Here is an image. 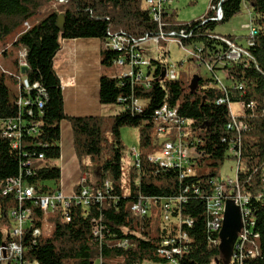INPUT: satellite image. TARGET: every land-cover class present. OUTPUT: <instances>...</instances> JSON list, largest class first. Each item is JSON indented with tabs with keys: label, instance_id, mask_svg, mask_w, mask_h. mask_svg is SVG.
<instances>
[{
	"label": "trees",
	"instance_id": "1",
	"mask_svg": "<svg viewBox=\"0 0 264 264\" xmlns=\"http://www.w3.org/2000/svg\"><path fill=\"white\" fill-rule=\"evenodd\" d=\"M0 0V51L7 56L14 54L13 67L19 72L10 77H25L30 83L39 82L47 92L41 109L32 108L27 115L17 100L10 96L5 83L6 70L0 65V119L14 118L19 114L31 121H38L36 134L24 136L20 147L13 148L11 139L0 130V246L16 240L23 248V258L33 264H92L97 258L101 264H148L161 262L157 254L160 242L177 233L175 223H163L146 216L132 213L130 205L138 195L173 197L183 196L185 201H176L173 215L192 220L187 228L191 238L181 264H225L218 245L207 240L206 219L212 217V208L205 205L204 194L211 186H218L220 168L224 161L234 156L228 154L231 146L239 149L236 183L242 195L249 198L247 235L245 249L254 255L247 256L241 264H264V0H211L207 13L197 19L182 23L175 17V10L164 14V30L184 28L190 36L184 44L202 45L201 61L193 56L188 61L213 64V73L219 70L218 63L226 70L230 84L226 91L213 76L202 78L199 73L186 70L178 72L175 79L164 76L163 68L167 51L160 49L158 57L150 58L148 70H152L151 84L131 83L127 77L99 78V102L104 105H120L121 110L108 115L69 116L63 107L60 79L53 68V58L61 48L63 39L98 38L106 40L107 30L125 31L135 37L145 33L155 34L158 26L143 6V0ZM57 9H51L52 3ZM220 3L222 17L213 21L216 6ZM250 8L253 30L248 36L247 49L251 55L248 63L226 62L220 53L219 43L211 37L216 24L229 20L239 13L241 4ZM57 14L64 15L63 29L56 25ZM39 20L31 24L30 19ZM29 24V28L24 23ZM218 34V33H217ZM235 41L231 35H224ZM165 42L160 41L159 44ZM25 51L26 70L19 65V53ZM217 53H219L217 55ZM119 56L117 51L103 47L100 52L101 66H111ZM181 63V62H180ZM194 75L197 82L191 85ZM228 95L230 102L244 105L243 115L238 116L246 126L240 132L228 130L226 124L231 115L226 102L217 103ZM34 98V92L31 93ZM130 97L144 101L140 112L127 107ZM119 98L125 100L119 101ZM253 105L248 106L249 103ZM163 103L177 107L180 116L188 120L187 135L196 138L197 150L202 154L192 174L181 177L176 169H159L147 160V155L158 149L157 133L153 126L155 109ZM67 120L71 126L72 148L81 173L86 175L84 186L91 190L101 189L104 199L98 205L85 209L71 202L64 210L47 215L52 223L49 235H40L31 241V232L38 227L44 214L31 200L22 206L31 211L30 221L20 238L11 237L12 221L9 212L18 207L13 194L1 195L5 179L19 174L21 163L43 154L44 163L33 167L25 175L36 195L53 194L60 190V123ZM138 128L139 165L131 164L123 171V145L120 128ZM89 160V164H87ZM96 167V176L89 175L90 167ZM108 181L109 187H104ZM211 181V182H210ZM211 183V184H210ZM126 187V189H125ZM74 190L81 186L75 184ZM101 215L102 238L94 241L89 236V223L93 215ZM65 212L68 219H65ZM220 227H217V235ZM124 242V244H123ZM9 264V262L7 263ZM229 264H237L230 260Z\"/></svg>",
	"mask_w": 264,
	"mask_h": 264
},
{
	"label": "built area",
	"instance_id": "2",
	"mask_svg": "<svg viewBox=\"0 0 264 264\" xmlns=\"http://www.w3.org/2000/svg\"><path fill=\"white\" fill-rule=\"evenodd\" d=\"M58 1L65 2L66 0ZM171 2V0H143L145 10L158 26V31L155 34L145 33L141 37H135L122 30L116 32L107 30L103 47L119 53L114 63L121 67V71L116 76L127 77L130 79L131 83L140 82L148 87L151 84L152 70H148L151 57H146L147 50L145 47L147 44L156 45L157 47L160 41L165 43L176 42L183 49L187 58L195 56L201 61L202 45L196 43L186 46L184 44V39L188 38L191 33H187L184 28L171 31L164 30L165 22L163 17L165 13L170 12ZM215 10L216 15L211 18L213 21L219 20L222 17L220 3L216 6ZM24 26L29 28L27 22L24 23ZM247 27L249 29V37L257 33L256 30H253L251 24H248ZM211 37L219 43V52L226 57V62L248 63L249 59H251V55L247 49V47L252 44L250 41L247 40V44L242 45L221 34H212ZM218 54L219 53H217V55ZM24 58L25 51H21L19 53V65L21 67H26ZM224 63V61L220 62L222 65ZM204 64L212 73L215 83L226 91V85L219 79L216 73H213V64L211 62H205ZM163 73L168 79H175L178 76V70L175 64L165 63ZM21 89L24 95H20L17 100L20 112L25 107L28 108V106L33 105L37 110H40L39 113H41V109L47 99L46 90L39 82L30 83L25 77H21ZM32 92H34V98L31 97ZM118 100L124 101L125 99L119 98ZM216 102H226L228 105L231 115L230 121L226 124L228 130L240 132L246 127L244 123L238 119V116L244 113V105L242 103L239 102L240 113L235 115L230 109L231 102L227 94ZM143 105L144 101L136 97H130L127 107L130 108L132 112H140ZM251 105H253L252 102L248 104V106ZM26 113L31 116L33 114L32 108L26 109ZM38 125V121H31L29 123L26 118L22 117L20 114L14 118L0 119V130L3 135L11 139L13 148L20 147V142L24 134H36ZM187 125L188 120L180 116L177 107H171L163 103L160 107L155 109L153 114V126L157 133L158 149L149 153L147 155V160L159 169H176L179 171L181 177L192 174L194 164L202 154L197 150V139L190 138L187 135ZM228 154L235 157V177H220L218 186H211L210 190L203 195L205 205H209L210 208H212V217H207L205 226L208 242L213 245H218L219 236L217 235V227H221L222 225L225 203L227 200H232L234 202L239 208L241 228L237 233L231 260L237 264H241L245 257L254 255L251 250L245 249L248 238L250 237V235H247L248 218L250 214V209L248 207L249 198L239 192L237 184L233 185V183H236L237 178V158L239 157V149L231 146L228 150ZM131 156L133 159L132 163L138 166V149H132ZM42 163H44V157L42 153H39L36 157L21 163V168L17 176L9 177L3 182L1 195L13 194L18 202V207L9 212V217L12 221V226L9 229L11 237L20 238L30 221V209L22 206L27 200H31L34 205L38 206L45 218L49 213L66 209L71 202L85 209H89L92 205H99L104 199V194L101 189L94 191L84 186V182L86 181V175L84 173H81L76 183L81 186L79 191L73 188L70 193L66 194L60 189L53 194L36 195L33 186L27 183L25 175H30L33 171V167L40 166ZM104 187H109L108 181L104 182ZM176 201L183 202L185 198L181 195L177 198H173L140 194L130 205V209L135 215L146 216L153 220H160L163 223L173 222L178 227L177 233L163 239L157 248V254L162 261H148V264H181L180 260L188 250L191 238L188 235L187 228L192 226V220L190 218L181 217L179 211L173 215V206ZM65 219H68L66 212ZM41 225L42 223L32 230L30 238L32 242H35L36 237L40 235L50 234L52 224L49 225L47 223L45 225L47 229L45 233H43ZM89 236L94 241H100L102 238V224L99 211L97 215H93L90 219ZM23 252L24 248L19 241L11 240L5 243V246H0V264H7L8 262L9 264H33L28 259L23 258ZM97 259L100 261L99 258Z\"/></svg>",
	"mask_w": 264,
	"mask_h": 264
},
{
	"label": "rangeland",
	"instance_id": "3",
	"mask_svg": "<svg viewBox=\"0 0 264 264\" xmlns=\"http://www.w3.org/2000/svg\"><path fill=\"white\" fill-rule=\"evenodd\" d=\"M171 9L175 10V17L178 21L185 23L189 22L193 19L200 18L204 16L209 8L211 0H171ZM60 3L59 1H57ZM63 3V2H61ZM51 9H57V3H52ZM252 13L250 8L247 6L246 3L241 4V9L239 13L235 14L229 20L224 22H219L216 24L214 32L221 34V35H231L235 38V41L239 44L246 45L247 39L249 35V29L247 27L248 24L253 25L251 21ZM39 20L38 16H34L30 19V23H36ZM146 57H158V53L160 49H165L167 52V56L165 58V62L168 64H175L178 72L181 70L188 69L191 74L199 73L202 78H209L212 76V73L207 69L205 64L198 65V63H193L188 61L187 55L184 53L183 49L176 43V42H166L161 43L157 47L156 45L147 44L146 45ZM11 51V50H10ZM9 51L8 55H3L2 51H0V65L6 70L5 75V83L10 90V96L12 99L18 97L20 95V82L21 77L15 78L10 77L9 73L17 74L19 73L12 65V59L14 58V54ZM181 62V63H180ZM222 64L218 63L219 70L216 71V75L219 79L222 80L225 84H230V81L226 78V70L222 68ZM121 67L118 66L116 63H113L111 66H101V74L114 77L121 71ZM114 106L113 109L110 108V111L107 112H117L122 109L120 105H112ZM230 109L233 114L237 115L240 112V103L239 102H231ZM66 123V122H65ZM67 130H70V126L62 128V143L67 145L68 147L71 146L69 140L67 139ZM139 132L138 128L130 127V126H123L120 128V139L123 145V171L127 169L133 162L131 156L132 149H138ZM60 146V144H59ZM60 159L57 160V164L60 166ZM87 164H89V160H87ZM72 170L74 169V164L69 165ZM68 166V168H69ZM61 167V166H60ZM80 170V168H79ZM89 175L92 179L96 176V167L92 165L90 167ZM70 169L65 171V167L62 166V174L65 179H68V172ZM236 172V161L232 157L227 158L223 165L220 168L219 174L222 178H234ZM81 173V171H80ZM79 173V174H80ZM64 179V180H65ZM66 181V180H65ZM69 185H71L69 183ZM126 189V187H125ZM48 215H52L49 213ZM52 224L47 220V217L44 218L42 221L41 229L43 233L47 231L45 225ZM221 259L225 264H229L231 257H230V250L227 246V243L224 242L221 238H219L218 243ZM93 264H100V261L96 259Z\"/></svg>",
	"mask_w": 264,
	"mask_h": 264
},
{
	"label": "crops",
	"instance_id": "4",
	"mask_svg": "<svg viewBox=\"0 0 264 264\" xmlns=\"http://www.w3.org/2000/svg\"><path fill=\"white\" fill-rule=\"evenodd\" d=\"M102 48L103 41L98 38H74L61 41V48L53 58V68L60 79L65 114L69 116L112 114L107 111L114 106L101 104L98 96ZM64 126L67 128L70 126L67 120L60 123V189L68 194L78 182L81 173L72 148L71 126L70 130H67V139L71 146H64L62 143ZM72 163L75 166L73 170L69 166ZM62 166L65 167V171L70 169L68 179L63 177Z\"/></svg>",
	"mask_w": 264,
	"mask_h": 264
},
{
	"label": "water",
	"instance_id": "5",
	"mask_svg": "<svg viewBox=\"0 0 264 264\" xmlns=\"http://www.w3.org/2000/svg\"><path fill=\"white\" fill-rule=\"evenodd\" d=\"M64 15L57 14L55 25L59 30L63 29ZM26 68L22 67V72L25 73ZM198 76L194 75L191 85L197 82ZM241 228L239 208L232 200H227L225 203V211L223 215L222 225L219 231V238L227 243L230 250V257L232 254L233 246L237 237V233Z\"/></svg>",
	"mask_w": 264,
	"mask_h": 264
},
{
	"label": "bare ground",
	"instance_id": "6",
	"mask_svg": "<svg viewBox=\"0 0 264 264\" xmlns=\"http://www.w3.org/2000/svg\"><path fill=\"white\" fill-rule=\"evenodd\" d=\"M221 228V227H220ZM220 231V230H219ZM218 235H219V233H218Z\"/></svg>",
	"mask_w": 264,
	"mask_h": 264
}]
</instances>
